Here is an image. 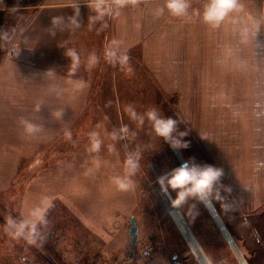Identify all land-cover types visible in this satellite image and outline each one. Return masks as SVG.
Instances as JSON below:
<instances>
[{"label":"rangeland","instance_id":"1","mask_svg":"<svg viewBox=\"0 0 264 264\" xmlns=\"http://www.w3.org/2000/svg\"><path fill=\"white\" fill-rule=\"evenodd\" d=\"M150 39L147 41L153 43ZM155 40L161 46L160 35ZM131 41L128 65L125 68L106 69L105 79L108 82L102 85L103 89L106 87L104 97L96 99L90 95V99L85 101L84 114L74 121L72 139L53 147V164L42 171L46 178L39 181L45 183L41 187L53 183V190L49 193L51 195L43 194L51 202L45 217L47 223L39 227L43 244L37 242L30 245L23 239H13L1 226V264H103L126 250L144 245L153 247L155 264H197L189 251L187 240L180 234L170 215L173 209L170 200L160 192L158 178L188 160L222 169L223 174L231 171L230 167L239 160L242 172L240 169L235 171L239 174L235 182L247 188L251 173L245 164L246 158L249 155L257 158L259 152L261 158L258 161L253 158L257 162L254 173L264 176V84L250 85L247 91H257L255 99L250 100L243 99L242 94L240 99L235 98L237 85H233V98L230 93L227 100L207 99L211 87L216 90L228 87L229 90L232 85L198 84L195 92L190 94L197 99L185 98L182 101L177 97L175 85L158 82L161 78L155 77L148 68L153 63L162 64V46L155 52H147L145 36L138 32L132 35ZM11 48L14 47L9 44L6 56ZM158 69L161 73L160 67L153 68L152 72L156 74ZM238 86L243 87V91L247 87L244 84ZM129 105L133 106L138 115L155 109L162 117L176 120L177 131L188 133L183 140L189 143V147L173 151L167 143L155 136L147 119L142 125L130 119L125 112ZM124 125L129 129L127 138L111 140L109 134L112 130ZM92 131L98 132L103 141L98 153L87 151V134ZM249 135L253 141L251 148L245 143ZM65 150L63 156L55 154ZM130 152H138L140 155L139 168L132 177L134 187L127 192L117 191L115 186L102 189V177L99 176L97 180L96 173L104 172L109 178L122 175L124 160ZM243 156L246 158L242 164L240 158ZM49 172L52 173L51 181H48ZM225 184L223 175L216 189L219 196L214 194L209 200L244 258L249 260L250 255L244 252V246L249 241V236L244 234L245 224L258 221L262 214L254 217L241 208L238 201L228 194ZM36 192H40L42 197L43 190ZM11 205L15 209L12 215L15 219L22 218L27 209L33 206L18 212L17 205L16 208ZM4 208L5 203L0 200V218L5 221L11 215ZM206 208L203 203H196L198 214L194 218L197 221L195 229L189 227L184 218L187 207L179 210L181 216L184 214L182 218L195 237V230L209 232V235L216 231L213 224L215 220ZM131 216L135 217L139 227V239L137 237L135 245L127 235ZM253 228L257 232V228ZM217 239L214 236V243H217ZM1 256H4L2 260ZM206 256L213 264H217L221 256L226 257ZM226 262L233 263L230 258Z\"/></svg>","mask_w":264,"mask_h":264},{"label":"crops","instance_id":"2","mask_svg":"<svg viewBox=\"0 0 264 264\" xmlns=\"http://www.w3.org/2000/svg\"><path fill=\"white\" fill-rule=\"evenodd\" d=\"M206 2L189 0L190 19H186L171 16L167 11L157 16L156 11L164 6L165 0H139L137 5L123 8L119 16L106 17L103 22L106 27L101 28V23H97L91 30L88 18L94 13L88 7L89 0H44L36 7L21 8L17 16L12 17L15 20L10 39L13 55H5L0 64V200L5 203V211L11 216L14 214L11 203L15 208L17 205L18 212L36 204L41 197L37 190H43L42 196L51 195L53 183L42 188L45 183L39 182L46 178L42 171L53 164V147L68 141L64 130L72 131L75 119L79 120L84 114L85 101L90 95L96 99L104 97L106 87L103 89L102 85L108 82L106 69L113 67L104 61V46L112 39L122 41V50L127 55L136 32L145 36L147 52H155L162 46V64L153 63L148 68L155 77L161 78L158 82L175 85L177 97L182 101L197 99L190 94L195 92L198 84L232 85L229 90L228 87L223 90L211 87L207 99L227 100L230 93L233 98V85H237L235 98L240 99L242 94L243 99H255L257 91L250 93L247 90L250 85L264 84V0H239L243 10L230 14L216 28L203 23L200 15H193L202 13ZM77 11L79 28H57L52 35L53 18L63 17L67 25L68 18ZM245 27L249 33L246 38L241 35V29ZM157 35H160L161 46L155 40ZM69 48H74L81 58L80 67L72 76H69L71 60L65 56ZM91 53L99 57V63L89 70L87 58ZM159 67L161 73L159 69L156 74L152 72L153 68ZM242 84L247 86L244 91L238 86ZM37 105L39 111H35ZM57 111L63 112L61 119L54 117ZM21 118L42 126L43 131L33 137L25 136L19 124ZM247 140L245 143L251 148L250 135ZM55 154L63 156L66 150ZM245 158H240L242 164ZM253 158L256 156L249 155L245 162L251 173L247 188L235 182L239 175L235 171L240 169L242 172L239 160L223 175L226 191L241 208L254 217L262 214L258 221L245 224L244 234L249 236V241L244 252L250 255L249 260L244 258L231 237L238 255L245 264H264V176L254 173L257 162ZM260 158L261 152L257 161ZM96 176L97 180L102 177V189L114 188L109 175L97 172ZM51 180L52 173L49 172L48 181ZM4 224V219L0 218V229ZM213 224L216 227L213 234L195 230L197 243L206 255L226 256H221L217 264H225L228 258L233 261L231 264H241L218 224ZM214 236L218 238L217 243L213 241Z\"/></svg>","mask_w":264,"mask_h":264},{"label":"clouds","instance_id":"3","mask_svg":"<svg viewBox=\"0 0 264 264\" xmlns=\"http://www.w3.org/2000/svg\"><path fill=\"white\" fill-rule=\"evenodd\" d=\"M139 0H89L88 7L94 13L89 16V29L91 30L97 23H101V28L106 27V17L119 16L120 11L129 6H135ZM190 3L189 0H165L164 6L157 9L156 15L162 16L165 11L174 17H183L190 19L189 14ZM242 5L239 0H207L204 4L203 12H195L193 15H200L202 22L211 28L218 27L226 18L232 13L241 12ZM78 11L76 15L68 18L67 25L63 17H55L52 20V35H55V29L68 27L75 30L80 27L78 20ZM248 29L242 28L241 35L248 36ZM65 56L70 58L71 64L69 67V76L74 75L80 67L81 58L79 53L74 48H69L65 52ZM104 61L113 67L120 66L125 68L128 65L129 57L126 51L122 50V41L112 39L104 46ZM99 63V57L95 53H91L87 58V67L89 70L96 67ZM52 73L49 72V75ZM40 106L37 105L35 111H39ZM125 112L130 119L137 121L139 125L144 124L145 119L151 125L155 136L167 143L173 151L187 149L189 143L183 138L188 135L187 132H178V122L172 118L162 117L155 109L147 111L143 115H138L133 106H126ZM56 119H61L62 111H57L54 114ZM20 127L25 136L33 137L40 134L43 129L42 126L32 123L29 120L21 118L19 121ZM129 129L126 125L119 129H113L109 134L111 140L117 141L126 139ZM89 145L87 151L89 153H98L103 144L100 134L92 131L87 134ZM64 137L66 140L72 139L70 129L64 130ZM140 155L138 152H130L124 160L123 174L111 178L112 184L117 191L127 192L134 187L132 177L136 174L139 168ZM223 170L207 164H198L194 160L185 161L181 166L173 169L170 173L158 178L157 183L160 187L162 195L170 200V207L173 210H181L187 207V213L191 218H195L196 203L207 204L209 199L215 194L219 196L216 191L221 178ZM175 194L174 198L172 194ZM196 203H189V202ZM51 207L50 199L47 196H42L39 201L27 209L22 215V218L15 219L12 216H7L4 224V231L7 232L13 239H23L30 245L37 244L38 241L43 240L39 231V226L47 223L45 217L48 209ZM189 251H193V246H189ZM203 251V250H201ZM187 255V253H186ZM197 264H207L206 257L195 256Z\"/></svg>","mask_w":264,"mask_h":264},{"label":"trees","instance_id":"4","mask_svg":"<svg viewBox=\"0 0 264 264\" xmlns=\"http://www.w3.org/2000/svg\"><path fill=\"white\" fill-rule=\"evenodd\" d=\"M43 1L44 0H0V64L6 54L7 48L10 44L11 36L14 31V19L12 17L17 16V12H19L21 8L36 7L41 5ZM184 216L189 227H195L197 221L195 222L194 219L191 218L187 213ZM38 243L43 244L41 241H38ZM94 263L95 262H93V264Z\"/></svg>","mask_w":264,"mask_h":264},{"label":"bare ground","instance_id":"5","mask_svg":"<svg viewBox=\"0 0 264 264\" xmlns=\"http://www.w3.org/2000/svg\"><path fill=\"white\" fill-rule=\"evenodd\" d=\"M209 212L211 213L210 215H212V217L214 218L215 222L218 224V226L221 228L224 236L227 238V242L229 243V245L233 248V251L236 253V255L239 257V260L241 262V264H245L244 260L241 258L237 250V248L235 247V244L231 238V236L229 235L227 228H224L225 225L222 223L219 215H217V211L215 210L214 206L212 205V203L209 201L206 204ZM170 215L174 221V223L177 225V227L179 228L181 234H183L184 238L187 240V245L188 247L191 245L193 246V251L191 252L192 254L195 253V256L199 257L202 254L206 257V261L207 264H211L209 259L207 258V256L204 254L203 251H201V247L199 245V243H197V240L195 239L194 235L191 233L190 229L187 227L186 222H184V219L182 218V216L180 215L179 211L177 210H172L170 212Z\"/></svg>","mask_w":264,"mask_h":264},{"label":"built area","instance_id":"6","mask_svg":"<svg viewBox=\"0 0 264 264\" xmlns=\"http://www.w3.org/2000/svg\"><path fill=\"white\" fill-rule=\"evenodd\" d=\"M13 51L14 48H11L10 51H8V55H10V57L13 55ZM204 205L207 206L206 204ZM219 229L221 231V228ZM153 250V247L150 245H144L136 249L126 250L114 257L112 260L104 262L103 264H155Z\"/></svg>","mask_w":264,"mask_h":264},{"label":"water","instance_id":"7","mask_svg":"<svg viewBox=\"0 0 264 264\" xmlns=\"http://www.w3.org/2000/svg\"><path fill=\"white\" fill-rule=\"evenodd\" d=\"M128 236L130 237V242L135 245L138 237L136 219L134 216L129 217V229L127 231Z\"/></svg>","mask_w":264,"mask_h":264}]
</instances>
